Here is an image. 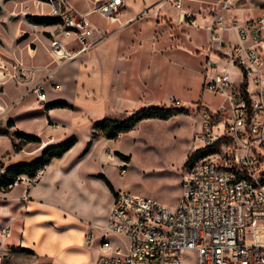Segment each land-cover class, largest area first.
<instances>
[{
  "label": "crops",
  "instance_id": "obj_1",
  "mask_svg": "<svg viewBox=\"0 0 264 264\" xmlns=\"http://www.w3.org/2000/svg\"><path fill=\"white\" fill-rule=\"evenodd\" d=\"M66 1L94 26L86 51H78L75 33L63 23L32 19L53 18L46 0H0V175L76 139L42 168L32 186L20 182L0 191V264H100L102 228L115 195L99 176L116 192L123 188L127 162L115 152L132 159L147 120L116 139L93 136L95 125L143 107L203 104L192 96L204 92V47L212 21L207 8L215 0H182L181 7L172 0H122L111 18L95 9L106 0ZM232 2L230 14L239 19L264 12V0ZM185 14H191L189 21H182ZM54 39L63 56L52 52ZM18 64L30 70L27 78H16ZM224 66L237 77V69ZM57 102L68 106L50 107ZM16 131L41 142L22 143L16 151L14 142H21ZM4 226H10L8 236L1 235ZM92 227L95 244L89 247L85 236Z\"/></svg>",
  "mask_w": 264,
  "mask_h": 264
},
{
  "label": "built area",
  "instance_id": "obj_2",
  "mask_svg": "<svg viewBox=\"0 0 264 264\" xmlns=\"http://www.w3.org/2000/svg\"><path fill=\"white\" fill-rule=\"evenodd\" d=\"M46 1L51 16L75 33L78 51H86L95 30L90 20L66 0ZM172 1L182 6V0ZM121 6L122 0H106L95 9L111 18ZM232 7V0H215L207 8L212 21L203 89L224 103L197 108L201 129L189 156L204 152L186 163L188 156L182 168L177 207L118 190L102 228L100 264H264V12L239 19L230 14ZM190 17L185 14L182 21ZM51 50L64 55L59 40L52 41ZM225 64L237 69L236 78ZM28 71L18 64L15 76L27 78ZM36 92L45 98L42 87ZM41 170L19 175L8 188L20 182L32 186ZM9 233L10 226H4L1 235ZM85 242L94 246V227Z\"/></svg>",
  "mask_w": 264,
  "mask_h": 264
},
{
  "label": "rangeland",
  "instance_id": "obj_3",
  "mask_svg": "<svg viewBox=\"0 0 264 264\" xmlns=\"http://www.w3.org/2000/svg\"><path fill=\"white\" fill-rule=\"evenodd\" d=\"M192 65L195 67L198 64ZM199 95L195 90L192 97L195 101L201 99L212 109L224 103L220 95L207 90H204L202 97ZM198 106L197 103L191 105L188 113L169 119H145L147 122L140 126L142 135L131 150L132 159L127 163L122 189L136 195L154 197L171 209L177 207L182 193L181 171L192 153L194 133L201 129ZM195 145L202 147L203 142L196 141ZM2 191L6 192L8 188ZM117 241L123 239L117 238ZM186 261L190 264V261Z\"/></svg>",
  "mask_w": 264,
  "mask_h": 264
},
{
  "label": "trees",
  "instance_id": "obj_4",
  "mask_svg": "<svg viewBox=\"0 0 264 264\" xmlns=\"http://www.w3.org/2000/svg\"><path fill=\"white\" fill-rule=\"evenodd\" d=\"M32 19L38 23H58V22L63 23L61 18H42V19L32 18ZM67 106L68 104L64 102H57L50 105V107H67ZM189 111H190L189 109L177 108V107H161V106L143 107L137 111L128 114L125 117L104 118L101 122L95 125V131L93 132V136L97 137L102 135L109 139H116L121 134L134 129L139 122L145 119H169L175 115L188 113ZM15 135L17 138L21 140V142L18 143L14 142V147L16 151H19L22 148V143L25 144L30 142L33 143L41 142L39 137L31 134H26L21 131H16ZM75 143H76V139L73 138L64 143L48 147L44 150L42 157L38 161L30 164H21V165L13 166L7 169L3 174L0 175V191L2 190L6 191L8 185L13 183L15 179L21 174H26L30 176L35 175L39 170H41L47 164H49L52 161V159L64 155V153L68 151ZM89 146L90 143L88 144L86 149H88ZM203 152L204 151L201 150L189 156V159L186 163H188L195 156L202 154ZM115 154L120 159L126 161L127 163L131 161L130 155H124L121 152H115ZM124 168L126 167L124 166ZM99 177L106 182L110 190L114 193V195H116L117 192L113 187L112 183L109 181V179L104 175H100ZM22 251L30 253V251L25 249H22Z\"/></svg>",
  "mask_w": 264,
  "mask_h": 264
}]
</instances>
